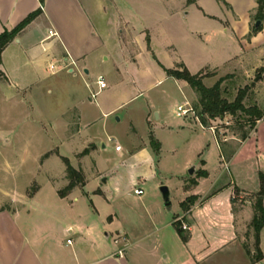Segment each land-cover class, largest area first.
I'll return each instance as SVG.
<instances>
[{
    "label": "crops",
    "instance_id": "obj_1",
    "mask_svg": "<svg viewBox=\"0 0 264 264\" xmlns=\"http://www.w3.org/2000/svg\"><path fill=\"white\" fill-rule=\"evenodd\" d=\"M183 1L182 18L189 14L185 12L187 9L191 11L194 8L201 12L204 20L215 23L213 32H227L225 39L232 53L222 65L229 66V70L240 67L249 54L261 51L264 68V38L258 37L263 31L264 21L260 24V32L252 31L257 22H254L258 9L256 0H252L255 6L248 11L246 25L230 31L226 21L206 12L202 0H194L188 5L186 0ZM217 1L228 6L223 0ZM138 2L142 3V0H44L41 6L39 0H0V33L11 31L40 7L42 10L1 53L0 74L4 79V89L12 98L22 96L25 99L34 86L47 78H67L76 82L70 93V105L60 113L61 117L71 114V119L65 122L66 137L59 143V147L69 142L80 147L71 152L76 162L86 149L80 157L81 162L95 149V144L82 132L102 115L107 116L116 109L106 110L110 109L104 101L109 96L103 97L106 90L125 79L126 65L130 60L136 62L135 57L141 55L154 58L151 47L155 41L154 32L150 33L151 29L141 24L146 14L141 11L143 5ZM179 13H172L168 19ZM139 19L143 20L139 23ZM220 27L224 29L218 30ZM48 31L56 35L48 37ZM194 35L200 40L205 37L198 31L190 33V36ZM248 36L252 42L248 41ZM143 38L145 42H141ZM136 39L140 41V47H134ZM95 59L109 62V67L99 70ZM205 69L216 74L211 79L216 77L217 80L212 81L211 86L223 77L218 76L217 66L205 67L195 74ZM91 72L93 77L89 78ZM262 75L264 81V70ZM98 76L104 77L106 88L97 93L96 98L100 100L96 103L90 95L97 90ZM162 82L178 89L189 88L191 95L183 103L185 108L189 107L190 98L197 99L186 82L169 77L165 72L162 80L152 88ZM81 109H95L97 112L91 120H86L85 126L81 125L84 118ZM150 113L157 116L155 121L160 120V112L156 109L146 113L145 142L136 150H129V156L136 153L133 159L143 165V169L132 178L136 185L134 189L142 190L141 195H136L133 189V195L140 199L142 209L139 232L131 237L120 231V236L111 245L104 243L97 233V222H63L61 215L73 211L78 201L76 193L87 196L83 191L87 183L85 173L83 169L73 167L81 171L84 186L73 188L64 198L57 194L59 199L57 204L55 202V213L49 211L50 204L37 200L39 188L29 197L13 196L10 208H0V264H264V224L258 241L262 254L260 261L252 260L254 250H250L246 243L248 237H253L251 223L256 194L260 190L259 177H264V116L228 156L222 153L215 133L197 120L199 127L209 130L213 136V146L218 152L215 171H210L213 165L209 167L208 161L203 160L204 149L198 146L193 153L199 164L192 166V175L181 176L174 188H168V203H164L160 191H157L163 182L157 181L155 187L150 188L154 193H145L144 190L146 183L158 175L157 158L164 147L157 129L163 130L167 126L153 123ZM188 117L190 119L191 115ZM170 130L173 131L172 128ZM151 139L158 145L157 152L150 144ZM59 147L54 150L58 155ZM116 147V152L122 151V148L116 150ZM60 158L69 161L67 157ZM186 165L190 166L191 162ZM202 173L205 175L202 176ZM99 175L103 184L112 179V176L103 179V174ZM61 183H67L65 172ZM52 185L57 193L60 189ZM94 193L108 200L105 188H98ZM185 201L188 203L182 207ZM94 211L98 213L96 208ZM175 224H179L180 229L184 224L188 229L179 233ZM104 237L110 239L107 233ZM68 240L70 243H67Z\"/></svg>",
    "mask_w": 264,
    "mask_h": 264
},
{
    "label": "rangeland",
    "instance_id": "obj_2",
    "mask_svg": "<svg viewBox=\"0 0 264 264\" xmlns=\"http://www.w3.org/2000/svg\"><path fill=\"white\" fill-rule=\"evenodd\" d=\"M223 1L228 3V6L217 0H202V7L207 13L226 21L228 31L244 27L248 11L255 6V2ZM192 2L188 3L186 0L187 5ZM183 3V0H142V3H137L143 5L141 11L146 14V18L139 19V23L143 20L141 24L150 28V33L154 32L155 41L153 46L151 44L154 58L150 56L148 59L147 56L141 55L135 57L136 62L130 60L126 65L125 79L106 90L103 97L109 96L104 101L110 108L106 110L116 109L107 116L102 115L94 125L82 132L95 144V149L83 162L80 157L87 149L78 156L76 162L71 152L79 149L78 145L69 142L59 147L60 141L66 137L64 124L71 119V114L61 117L60 113L66 111L65 108L70 105V93L77 85L76 82L67 78H47L34 86L25 99H22V96L12 98L6 92L4 79L0 76V208H10L13 196L29 197L39 188L37 200L50 204L49 211L55 213V202L57 204L59 198L52 183L60 190H64L68 185V180L67 183H61L65 165L63 158H60L67 157L72 167L83 169L87 181L83 191L87 196L77 192L78 201L75 202L73 211L62 214L61 220L82 224L97 222V233L106 244L112 245L113 240L120 236V231L134 237L140 230L142 209L140 199L133 195L136 185L132 178L143 169V165L133 159L136 153H132L133 157L129 156V150H136L145 142V116L154 109L160 112V120L155 121V113H150V120L158 126H167L162 128L163 130L157 129L164 147L157 158L158 175L146 183L145 193H154L150 188L153 189L157 181L163 182L161 186L174 188L181 176L187 177L189 169L199 164V159L193 153L198 146L204 149L203 160L208 161L209 167L213 165L210 171H215L218 152L213 146L211 132L202 130L197 124V120L200 123L194 110L197 99L188 100V105L193 111L190 119L189 115L181 118L176 116V107L183 106L185 99L191 95L189 88L178 89L167 85V82H162L154 88L152 86L163 78L166 68L162 65L171 68L169 70L179 71L184 66L192 75L205 67L217 66L218 76H223L219 78L223 79L220 86L222 97L232 102L243 92V106L246 109L255 106L264 116L263 52H252L240 67L229 70V66L222 65L223 60L232 53L225 39L227 32H213L215 23L204 20L201 12L194 8L191 11L187 9L185 12L189 14L182 18ZM176 11L180 13L173 15L169 20L168 16ZM256 20L257 16L254 22ZM223 29L224 27H220L218 30ZM193 31L205 34L207 39L202 37L200 40L199 36H190ZM252 31L256 32L254 28ZM258 37L264 38V28ZM249 39L248 36V41ZM141 42H145L144 38ZM146 46L150 47V43ZM134 47H140V41L137 39ZM95 61L99 63V70L109 67V62H99L98 59ZM197 74L206 76L207 81L203 79L202 83L207 88L216 83L211 86L212 81L217 78L211 79L216 74L209 69ZM92 77L93 72L89 78ZM255 78L258 80L254 81ZM98 92L97 88L91 94ZM94 98L96 103L100 100ZM81 110L84 116L82 126H85L86 120H91L90 118L97 115L95 109ZM251 119L240 113L234 117L226 115L221 120L207 119L205 128L213 129L221 143L222 153L228 156L234 151L242 135L253 130L250 128ZM230 137H233V140L225 141L224 138ZM207 145H210L209 149ZM116 146L122 148V151L116 152ZM57 147L59 155L54 153ZM187 162H191L188 167ZM100 173L103 174V179L109 176H112V179L103 184ZM102 187L107 192L108 200L94 193ZM157 191L159 192V189ZM95 208L98 213L94 211ZM104 233H107L110 239L106 240ZM246 243L250 250L255 249L254 232L253 237H248Z\"/></svg>",
    "mask_w": 264,
    "mask_h": 264
},
{
    "label": "trees",
    "instance_id": "obj_3",
    "mask_svg": "<svg viewBox=\"0 0 264 264\" xmlns=\"http://www.w3.org/2000/svg\"><path fill=\"white\" fill-rule=\"evenodd\" d=\"M40 5L42 6L44 0H39ZM188 3L192 2V0H187ZM258 9H257V21L263 22L264 21V0H256ZM42 12L41 7L29 14L20 24H18L14 29L11 31H3L0 33V64H1V53L5 49V47L12 42L17 34L21 32L27 25H29L38 15ZM261 29V25L254 30L257 32ZM147 43L149 41L147 40ZM149 49V46H148ZM167 76L172 77L176 80H182L186 82L189 87L195 92L197 96V103L194 105V110L196 111V117L199 119L200 124L203 127H207V119L214 121L215 119H224L226 115L236 116L238 113L242 115H246L251 117L252 119L249 120L252 124L250 128H255L256 122L260 120L263 116V112L258 109L257 107H251L246 109L243 106L244 100V93L240 92L236 98L229 102L225 98L222 97L220 86L223 83V79H219L214 86L207 88L203 85L202 80L206 77L201 74H190L188 70L182 66V70H169L164 69ZM1 76V74H0ZM248 133H244L240 139V141H244L247 137ZM218 144L221 148V143L217 139ZM151 146L154 148L155 152L158 151V145L153 141L150 140ZM236 148V147H235ZM222 151V150H221ZM233 153V152H232ZM231 153V154H232ZM65 165V173L66 179L68 180V185L65 187L64 190H59L57 192L60 198L66 197V195L75 187L77 186H84V177L81 171L75 170L69 163V161L65 158L62 159ZM205 173H202L204 176ZM260 190L256 194V200L254 205V217L252 220V228L254 232V241H255V249H254V256L252 257L253 261H260L262 259V254L258 248V241H259V232L264 224V209L262 208V198L264 197V177L260 175ZM188 201H185L181 204L182 207L187 204ZM176 230L179 233L182 230L179 227V224H175ZM184 239H186L184 237ZM248 254H251L248 252Z\"/></svg>",
    "mask_w": 264,
    "mask_h": 264
},
{
    "label": "built area",
    "instance_id": "obj_4",
    "mask_svg": "<svg viewBox=\"0 0 264 264\" xmlns=\"http://www.w3.org/2000/svg\"><path fill=\"white\" fill-rule=\"evenodd\" d=\"M56 35L55 33H53L52 31H48V37H52ZM50 69L53 70L54 69V66H50ZM96 86L98 88V91H101L103 89L106 88V82H105V79L103 76H98L97 79H96ZM97 93L95 94H91V99H93L94 97H96ZM193 111L191 109V107H187L185 108L184 106H177L176 107V116L177 117H187L189 114H191ZM263 117V116H262ZM211 130L213 131V129L211 128ZM214 132V131H213ZM116 150H119V147H116ZM134 194L136 195H141L142 194V190L137 188V189H134ZM188 227L184 224L181 225V230H187ZM67 243H70V241L68 240Z\"/></svg>",
    "mask_w": 264,
    "mask_h": 264
},
{
    "label": "water",
    "instance_id": "obj_5",
    "mask_svg": "<svg viewBox=\"0 0 264 264\" xmlns=\"http://www.w3.org/2000/svg\"><path fill=\"white\" fill-rule=\"evenodd\" d=\"M260 24H261V22H260V21H257V22L255 23V28H257ZM85 72H86V71H85ZM257 80H258V78H255V79H254V81H257ZM155 116H156V115H155ZM156 117H157V116H156ZM117 120H118V119H117ZM193 172H194V168L192 167V168L189 169L188 173H189L190 175H192ZM159 191H160V193H161L162 200L164 201V203H168V196H169L168 188L165 187V186H161L160 189H159Z\"/></svg>",
    "mask_w": 264,
    "mask_h": 264
}]
</instances>
